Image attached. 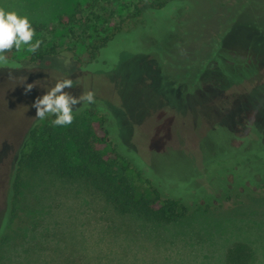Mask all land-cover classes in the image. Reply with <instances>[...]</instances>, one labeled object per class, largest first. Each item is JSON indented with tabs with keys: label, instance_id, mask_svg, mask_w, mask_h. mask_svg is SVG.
I'll return each mask as SVG.
<instances>
[{
	"label": "rangeland",
	"instance_id": "1",
	"mask_svg": "<svg viewBox=\"0 0 264 264\" xmlns=\"http://www.w3.org/2000/svg\"><path fill=\"white\" fill-rule=\"evenodd\" d=\"M139 1L0 0V9L29 17L33 41L57 48L35 65L25 49L7 60L16 67L0 64L2 160L14 158L36 122L84 129L83 112L104 107L115 138L145 167L152 158L160 181L207 203L191 200L183 220L155 224L118 214L80 181L24 171L0 264H227L237 242L252 247L253 264H264V65L255 66L264 58V0H187L190 18L149 15L92 63L89 44ZM72 16L75 25L60 19ZM64 79L73 81L64 91H91L95 102L76 105L66 126L53 125V115L37 119L34 101ZM26 84H34L27 94ZM1 171L0 216L8 181Z\"/></svg>",
	"mask_w": 264,
	"mask_h": 264
},
{
	"label": "trees",
	"instance_id": "2",
	"mask_svg": "<svg viewBox=\"0 0 264 264\" xmlns=\"http://www.w3.org/2000/svg\"><path fill=\"white\" fill-rule=\"evenodd\" d=\"M186 1L140 0L126 19L115 23L112 31L106 32L104 36L89 44L92 63L101 58V51L109 46L118 34L142 25L145 17L149 15L155 18L154 15L159 14L160 11L164 13L171 10V15L175 17L184 15L183 17L190 18L191 11L185 4ZM60 19L65 24H77L75 16ZM184 23L185 21L181 20L178 25ZM256 34L258 33H254ZM263 37L264 34L258 35L260 45L264 48ZM56 49V47L44 49L39 46L35 52H32L28 62L33 65L38 64L46 58L55 56ZM16 52L15 49L6 51L7 60ZM257 59L259 62L255 66L260 71L264 65V58L262 61L261 57ZM6 66L17 65L6 63ZM221 85L223 89L229 86L224 82ZM106 109L98 107L94 111L85 110L83 114L88 118V124L84 129L77 127L61 129L49 124L42 125L40 121L36 122L14 151V158L8 163L2 160L3 153L6 154V146L1 148L0 171L5 170L8 181L2 192L4 198L0 216V247L8 244L10 238L5 236V231L8 227L11 228V224L19 214L25 186V181L22 180L24 171H44L56 178L80 181L88 191L93 190L118 214L137 216L155 224L180 222L191 211V200L196 206L202 205L199 201L207 203L194 193L179 192L176 187L169 188L164 181H160L157 177L158 169L153 164L152 158L150 164L145 167L141 158L135 153H130L121 141L115 138L110 126L113 122ZM132 155L136 156L135 164L131 160ZM76 161L80 163L75 164ZM3 163L7 166L3 167L5 166ZM110 169L114 170L112 174ZM227 192L224 191L223 194ZM254 261V250L246 243H234L227 250V264H253Z\"/></svg>",
	"mask_w": 264,
	"mask_h": 264
},
{
	"label": "clouds",
	"instance_id": "3",
	"mask_svg": "<svg viewBox=\"0 0 264 264\" xmlns=\"http://www.w3.org/2000/svg\"><path fill=\"white\" fill-rule=\"evenodd\" d=\"M34 36L35 31L28 16L14 10L0 9V64L8 63L5 55L8 50L25 49L35 52L41 42L33 41ZM72 86L71 79L57 81L53 87L45 91V94L38 97L32 105L36 110V118L43 120L46 115H53L55 117L51 121L53 125L66 126L72 123L74 112L78 111L76 105L95 102L91 91L82 93L78 97L64 91ZM33 87L34 84H26L25 93H29Z\"/></svg>",
	"mask_w": 264,
	"mask_h": 264
}]
</instances>
